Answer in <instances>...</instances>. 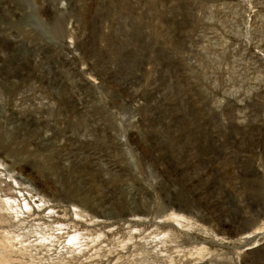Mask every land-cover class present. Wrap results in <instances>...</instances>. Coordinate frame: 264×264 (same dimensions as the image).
<instances>
[{"label": "rangeland", "instance_id": "1", "mask_svg": "<svg viewBox=\"0 0 264 264\" xmlns=\"http://www.w3.org/2000/svg\"><path fill=\"white\" fill-rule=\"evenodd\" d=\"M0 264H264V0H0Z\"/></svg>", "mask_w": 264, "mask_h": 264}]
</instances>
